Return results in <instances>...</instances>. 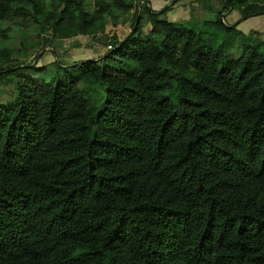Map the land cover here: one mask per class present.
<instances>
[{"label": "trees", "instance_id": "obj_1", "mask_svg": "<svg viewBox=\"0 0 264 264\" xmlns=\"http://www.w3.org/2000/svg\"><path fill=\"white\" fill-rule=\"evenodd\" d=\"M137 1L0 0V38L1 20L20 17L52 49L98 39ZM227 6L246 17L264 0ZM169 7L139 4L98 56L52 59L57 78L34 79L46 64L0 48V74L14 72L0 105V264H264V37L218 16L197 30Z\"/></svg>", "mask_w": 264, "mask_h": 264}, {"label": "rangeland", "instance_id": "obj_2", "mask_svg": "<svg viewBox=\"0 0 264 264\" xmlns=\"http://www.w3.org/2000/svg\"><path fill=\"white\" fill-rule=\"evenodd\" d=\"M40 1L44 7H49L48 0ZM85 1L86 6L92 8L93 0ZM143 2L154 9H159L164 4H170V7L163 12L168 19H188L193 23L194 29L197 30L206 29L208 32L209 27L202 25V20H212L218 16L226 23L234 25L235 29L247 32L249 29L254 28L264 37V11L241 17L236 8L223 7V0H139L115 19L107 16L103 28L97 31L95 35H99L100 40L106 39L113 32L118 37L125 35L131 27L132 15L135 13V9ZM1 24H5L8 28L6 36L0 38V48L3 46L13 48L9 63L46 64L44 70H28L34 79H41V77L49 79L52 76L57 78L54 72V65L49 62L52 59L56 58L61 63H66L82 57L98 56L109 47L107 44L98 46L99 38L97 39L95 36L90 38L87 35L78 34L76 37L67 36L61 39H53L52 42L56 44V48L52 49L50 39L43 41V37L38 34L36 23L31 18L23 20L20 17H12L7 20H1ZM141 28L143 32H147L149 23H142ZM223 37H226V54H237L240 47L239 37L230 33L224 34ZM78 39L82 40L83 43L78 44L80 46L73 45L72 41ZM89 41L90 43H87ZM21 73L27 75V69H23ZM12 74L14 72L0 74V105H7L14 99V79ZM100 90V86H95L93 94L99 95Z\"/></svg>", "mask_w": 264, "mask_h": 264}, {"label": "crops", "instance_id": "obj_3", "mask_svg": "<svg viewBox=\"0 0 264 264\" xmlns=\"http://www.w3.org/2000/svg\"><path fill=\"white\" fill-rule=\"evenodd\" d=\"M149 29V28H148ZM78 34H76V35H74L73 37H76ZM78 40H80V39H78ZM80 41H82V40H80ZM77 46H80V45H77Z\"/></svg>", "mask_w": 264, "mask_h": 264}, {"label": "built area", "instance_id": "obj_4", "mask_svg": "<svg viewBox=\"0 0 264 264\" xmlns=\"http://www.w3.org/2000/svg\"><path fill=\"white\" fill-rule=\"evenodd\" d=\"M107 45H108V46H110V44H109V43H108Z\"/></svg>", "mask_w": 264, "mask_h": 264}]
</instances>
